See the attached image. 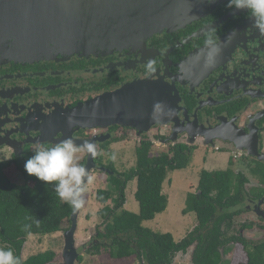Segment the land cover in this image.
Listing matches in <instances>:
<instances>
[{"label":"flooded vegetation","instance_id":"af4514ba","mask_svg":"<svg viewBox=\"0 0 264 264\" xmlns=\"http://www.w3.org/2000/svg\"><path fill=\"white\" fill-rule=\"evenodd\" d=\"M227 3H219L185 27L153 34L143 46L0 64V160H16L25 166L38 146L51 147L64 138L62 130L48 124L61 109L126 84L146 81L158 83L164 90H177L180 99L176 97V109L151 127L157 129L152 136L119 125L109 126L102 133L99 128L76 129L77 139L109 135L98 143L97 151L103 154L95 157L93 175L99 172L107 176L110 173L104 169L112 170L111 166L116 172L113 174L125 172L118 171L111 158L118 153L114 149L118 142L149 138L154 144L155 140L169 147L183 144L195 152L199 145L193 141L202 140L207 145H226L228 163L233 160V167L237 163L251 166L263 174V179L253 182L244 172H237L247 179V190L264 188V34L253 26L247 10L230 9ZM210 33L222 47L211 60V49L205 44ZM201 49L202 60L192 65L190 76L184 70L185 61ZM150 61L153 70L148 68ZM215 149L222 148L216 145ZM78 156L85 166L87 152ZM263 198L255 201L247 197L244 212L236 218L252 212L263 222L259 228L264 229V216L259 213L264 209L253 210L254 204L264 207ZM252 224L241 230L245 237V232L258 228Z\"/></svg>","mask_w":264,"mask_h":264},{"label":"trees","instance_id":"16d2710c","mask_svg":"<svg viewBox=\"0 0 264 264\" xmlns=\"http://www.w3.org/2000/svg\"><path fill=\"white\" fill-rule=\"evenodd\" d=\"M154 143L141 139L136 147V165L121 174H107L109 188L99 189L96 199L103 207L102 218L93 250L107 252L108 261L101 264H125L134 257L138 264H174L177 254L192 252V264H222L225 251L232 248L228 264H264V239L252 240L241 230L252 223L237 226V215L244 212L246 198L260 200L264 188H245L242 173H235L233 160L226 170H202L197 191L186 197L183 215L194 213L196 225L180 242L171 233H159L143 226L168 206L163 192L170 171L187 168L194 150L183 144L169 147L168 151L153 154ZM111 171L115 170L111 166ZM263 174L260 171H254ZM19 178L14 181L13 175ZM136 180L137 213L124 208L126 188ZM118 194L114 195V190ZM72 211L61 201L53 185L29 175L24 165L16 160H0V243L21 251L30 235L46 236L63 231V223L70 221ZM28 225L27 229L25 226ZM90 251V252H92ZM57 258L54 250H46L27 257L23 264H51ZM83 258L79 254L77 261Z\"/></svg>","mask_w":264,"mask_h":264},{"label":"water","instance_id":"95a60500","mask_svg":"<svg viewBox=\"0 0 264 264\" xmlns=\"http://www.w3.org/2000/svg\"><path fill=\"white\" fill-rule=\"evenodd\" d=\"M223 1L0 0V64L143 46L153 34L185 27ZM202 56L201 49L186 59L187 74L192 75V65L201 61ZM176 97L180 99L177 90H164L158 83L137 81L61 109L54 122L48 124L62 130L64 138L59 142L66 138H72L77 144L94 141L98 149V143L109 138L108 134L85 140L75 138V130H106L119 125L144 133L170 117L176 109ZM69 117L73 120L71 125ZM85 167L91 173L96 167L95 158L88 153ZM110 173L114 172L110 170ZM259 213L264 216L262 211ZM79 216L80 211L70 215L71 226L64 232L62 264H75L79 256L76 246Z\"/></svg>","mask_w":264,"mask_h":264},{"label":"rangeland","instance_id":"374dc122","mask_svg":"<svg viewBox=\"0 0 264 264\" xmlns=\"http://www.w3.org/2000/svg\"><path fill=\"white\" fill-rule=\"evenodd\" d=\"M103 131L104 129H99L100 133ZM144 133L152 136L157 133V129L150 128ZM193 142L194 144L199 145V148H197L193 153L189 166L181 170L170 171L164 183L163 192L168 196L167 209L164 212L157 214L153 220L145 221L143 223L144 227L155 232L171 233L177 242H180L196 225L195 214L188 213L183 215L182 210L185 208L187 194L189 192L197 191L200 172L202 170H226L230 167L228 163L230 153L226 145L220 142H215L213 145H207L206 143H203L202 140H195ZM138 144V140L133 141L132 139H129V141L125 140L121 143H115L114 149L118 153H115L116 158L114 159V164H116L118 171L123 172L135 167V148ZM154 145L155 146L152 151L153 154L168 151L169 148V145L164 146L163 143L161 144L157 140H155ZM216 145L221 146L222 149L217 151L215 149ZM234 148L236 150L240 149L236 145ZM80 160L81 158H79V161ZM101 169H104V167ZM233 169L235 173L240 171L244 172L245 176L250 178L251 181L254 180L256 182L260 179V174L254 173V171H258L257 168H253L251 166H249V168H245L241 164L237 163ZM104 170L110 173L109 169ZM99 174V172L94 173V175L92 174L94 182L88 186V190L85 194L87 202L85 207L80 210L78 229L76 231V246L77 251L82 256L83 260L81 262L76 260L75 264H101L102 262L108 261L107 252L103 250H101V252L92 251L94 244L100 242L96 239L95 235L102 223V218L99 217L98 211L103 207V205L97 201L96 192L99 189H107L109 187V183L105 181L106 174ZM18 178V174L13 175L14 181ZM250 185L248 184L247 188H250ZM136 186V180L128 183L126 188V201L124 203L125 209L135 213L139 211V204L134 196ZM263 209L264 207L262 204H254L253 210L258 211ZM256 219L257 218L252 212L246 211L243 216L238 219L237 226L244 222L255 223L258 228L245 232L247 238L252 240L264 239V229L259 228L263 222H261V220L257 221ZM70 226V221H65L63 223V231L46 236L30 235L21 251L22 259L25 260L31 255L44 252L46 250H54L57 254V258L53 263L62 264V253L65 246L64 232L68 230ZM82 243H85V245L81 246ZM0 246H2L1 243ZM193 248L194 246L191 247L186 254H177L174 259V264H192ZM225 253L226 254L223 257L224 260L222 264H228V261L233 257L232 248L228 247ZM138 263V260L134 257H130L125 261V264Z\"/></svg>","mask_w":264,"mask_h":264},{"label":"clouds","instance_id":"9594fccd","mask_svg":"<svg viewBox=\"0 0 264 264\" xmlns=\"http://www.w3.org/2000/svg\"><path fill=\"white\" fill-rule=\"evenodd\" d=\"M227 7L236 10H247L253 19V26L264 34V0H228ZM210 47L209 59H213L222 51L210 33L205 40ZM152 69V62L148 64ZM69 124L73 123L69 117ZM87 152L91 158L98 154L97 144L94 141L77 144L72 138L51 147L38 146L34 154L25 162V170L48 185H53L57 197L65 202L73 212L78 213L86 205L85 194L93 181L91 171L79 162L78 153ZM116 158L115 154L111 157ZM28 225L25 226L27 229ZM0 264H23L22 257L9 247L0 246Z\"/></svg>","mask_w":264,"mask_h":264}]
</instances>
